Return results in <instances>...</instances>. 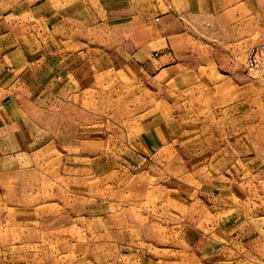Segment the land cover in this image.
Listing matches in <instances>:
<instances>
[{
	"label": "crops",
	"instance_id": "obj_1",
	"mask_svg": "<svg viewBox=\"0 0 264 264\" xmlns=\"http://www.w3.org/2000/svg\"><path fill=\"white\" fill-rule=\"evenodd\" d=\"M263 3L0 0V174H7L3 165L8 163L21 164L19 173H36L24 166L39 159L31 150L45 140V131L58 132L60 146L74 149L69 152L84 169L90 161L96 169L105 164L144 171L169 163L168 152L184 156L185 148L207 145L198 141L197 132L210 126L200 124L244 112L242 90L248 80L231 70L237 66L233 53L249 43L250 47L264 43V23L253 25L255 38L242 24L247 16L261 13ZM200 19L201 25L193 21ZM172 20L179 25L173 27ZM237 86L240 98L235 102ZM252 158L224 151L208 159L247 164ZM251 173L246 166L240 177ZM233 175L237 171L231 167L223 174H211L207 194L215 196L213 202L205 203L199 190L197 194L167 188L166 202L186 215L179 236L188 248L167 247L159 258L145 255L141 261L248 264L253 236L242 235L237 247L233 244L237 232L252 227L249 213L254 210L249 209L248 189L240 182L237 190ZM189 193L193 201L184 196ZM2 201L0 196L1 218L7 211ZM195 203L200 210L192 212ZM114 205L91 212L95 217L120 214L121 208ZM260 210L264 208L259 206L255 214ZM230 211L238 213L235 220L228 218ZM204 217L206 222L200 224ZM257 228L258 238L262 227ZM36 260L35 254L26 253L19 264H37ZM137 260L130 251L128 263Z\"/></svg>",
	"mask_w": 264,
	"mask_h": 264
},
{
	"label": "rangeland",
	"instance_id": "obj_2",
	"mask_svg": "<svg viewBox=\"0 0 264 264\" xmlns=\"http://www.w3.org/2000/svg\"><path fill=\"white\" fill-rule=\"evenodd\" d=\"M262 5L261 13L242 20V24L248 26L250 38L256 37L253 25L264 23V3ZM193 21L204 23L201 19ZM178 23L171 21L173 27ZM200 38L201 42L205 41L206 34ZM249 47L250 43L233 53L237 66L231 68L248 80L242 90L244 112L228 120L200 124L203 128L210 126V130L197 132L198 141L207 145L200 143L197 147L185 148L184 156L176 151L172 155L168 152L166 155L170 154L172 159L169 163L144 171L105 164L96 169L90 161L84 169L69 152H75L74 149L60 146L58 132L45 131V140L41 139L40 145L31 150L39 159L24 166L36 173L17 172L21 164L3 165L8 168L7 174H0V196L7 211L0 217V264H19L21 255L26 253L30 257L35 254L37 264H130L127 261L130 251L138 258L132 264H147L149 260L141 261L145 255L159 258L167 247L188 248L179 236L187 221L186 215H181L178 206L166 202L167 188H183L197 194L199 190L205 203L213 202L215 196L207 194L212 187L211 174H223L229 167L237 171V175H233L234 187L239 190L242 185L248 189L249 209L254 210L249 213L252 227L241 234L237 232L233 247H237L242 235L247 239L253 236L254 241L248 247L251 252L248 257L246 253L244 256L248 264H264V214L256 216L264 210L255 214L256 208H264V50L256 65L246 64L244 70ZM239 96L237 86L232 101H239ZM224 151L235 157L253 158L247 164L208 159ZM246 166L252 173L240 177V171ZM184 196H191L193 201L191 193ZM112 203L121 208L120 214L95 217L91 212L104 207L110 209ZM195 210H200L197 203L192 204V212ZM237 215L230 211L228 218L235 220ZM204 220L206 222V217L200 224ZM118 221L119 226H113ZM258 225L262 227V234L257 238L254 232ZM54 255L56 260L52 258ZM163 261L165 259H159Z\"/></svg>",
	"mask_w": 264,
	"mask_h": 264
},
{
	"label": "built area",
	"instance_id": "obj_3",
	"mask_svg": "<svg viewBox=\"0 0 264 264\" xmlns=\"http://www.w3.org/2000/svg\"><path fill=\"white\" fill-rule=\"evenodd\" d=\"M263 50H264V43L250 47L246 58L247 66L254 67L258 61L259 55Z\"/></svg>",
	"mask_w": 264,
	"mask_h": 264
}]
</instances>
